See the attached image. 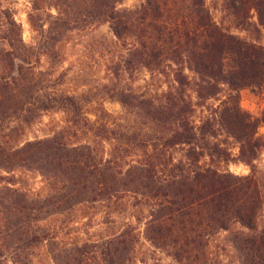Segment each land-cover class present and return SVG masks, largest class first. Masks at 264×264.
I'll return each instance as SVG.
<instances>
[{"label": "trees", "instance_id": "1", "mask_svg": "<svg viewBox=\"0 0 264 264\" xmlns=\"http://www.w3.org/2000/svg\"><path fill=\"white\" fill-rule=\"evenodd\" d=\"M125 1L32 0V42L23 39L12 11L0 9V167L11 173L35 165L61 183L44 208L25 194L14 201L15 224L39 222L50 207L100 203L124 219L121 232L105 242L106 264L137 260L142 239L175 264H194L220 232L230 233L239 264H264V186L255 166L264 152L258 135L264 110L251 117L239 94L264 90V47L220 27L206 0L123 7ZM221 2L240 29L253 4L264 29V0ZM91 25H106L111 34L106 50L114 75L144 70L167 80L155 93L121 92L117 101L130 121H110L104 110L105 119L91 121L88 99L57 88L54 68L63 55L55 37ZM49 112L63 113L64 125L42 138L14 140ZM229 164L249 172L236 174Z\"/></svg>", "mask_w": 264, "mask_h": 264}, {"label": "rangeland", "instance_id": "2", "mask_svg": "<svg viewBox=\"0 0 264 264\" xmlns=\"http://www.w3.org/2000/svg\"><path fill=\"white\" fill-rule=\"evenodd\" d=\"M141 1L126 0L123 7L137 6ZM31 2L0 0V9L9 8L14 19L21 23L26 42H32L35 36L27 18ZM206 4L215 22L224 30L252 45L264 47V29L259 24L253 4L248 8L244 30L238 28L235 19L222 7L221 0H206ZM49 12L54 13V10ZM110 39L111 34L106 25L77 28L55 37L54 42L60 48L63 59L60 62V58L54 60L59 62L54 68V78L61 91L90 101L86 112L91 121L105 119L103 110L111 116L110 121L116 117L119 118L118 122L124 118L130 121L133 116L126 115L125 109L117 101L121 92L125 91V95L127 91L147 93L151 90L155 93L166 88L167 80L152 77L144 70L114 75L109 70L111 57L106 50V40ZM48 62L46 57L41 58L43 68L47 67ZM61 73L64 74L62 80H57ZM239 94L242 110L253 118L260 117L264 110V90L244 89ZM65 120L66 116L61 112L46 113L31 126L25 127L24 133L14 140L42 138L51 134L56 127L64 125ZM258 135H264V124L258 128ZM228 147L236 153L233 144ZM255 166L257 178L264 186V152ZM35 167H19L11 173L0 167V264H106L101 256L106 247L105 242L118 235L123 228L124 219L118 209L109 210L100 203L79 204L72 209L62 210L50 207L48 214L42 216L43 220L39 222L24 220L21 224H15L19 213L11 208L14 201L25 194L33 206L44 208V200L52 199L56 189L61 186L60 182L55 183V180L42 176ZM229 169L236 174L249 172L242 164H229ZM31 234L41 238L44 234L49 236L46 240H33ZM230 239L229 232L213 236L204 258L194 264H239L238 254ZM134 251L137 260L125 264H175L166 250L154 248L143 239Z\"/></svg>", "mask_w": 264, "mask_h": 264}]
</instances>
